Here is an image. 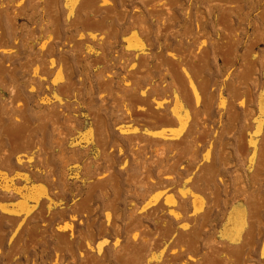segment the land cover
<instances>
[{"label":"rangeland","instance_id":"obj_1","mask_svg":"<svg viewBox=\"0 0 264 264\" xmlns=\"http://www.w3.org/2000/svg\"><path fill=\"white\" fill-rule=\"evenodd\" d=\"M216 263L264 264V0H0V264Z\"/></svg>","mask_w":264,"mask_h":264},{"label":"bare ground","instance_id":"obj_2","mask_svg":"<svg viewBox=\"0 0 264 264\" xmlns=\"http://www.w3.org/2000/svg\"><path fill=\"white\" fill-rule=\"evenodd\" d=\"M10 16H11V15H10ZM13 18H14V17H13ZM5 181H6V180H5ZM5 181L3 180V183H4ZM167 187H168V186H167ZM164 188H165V187H164ZM165 193H166V192H165ZM214 259H215V258H214ZM213 262H214V261H213ZM213 262H212V263H213ZM210 263H211V262H210ZM226 263H227V262H226ZM216 264H217V263H216Z\"/></svg>","mask_w":264,"mask_h":264}]
</instances>
